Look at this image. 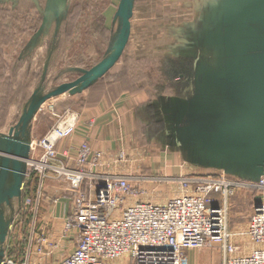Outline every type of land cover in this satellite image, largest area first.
<instances>
[{
	"label": "rangeland",
	"instance_id": "374dc122",
	"mask_svg": "<svg viewBox=\"0 0 264 264\" xmlns=\"http://www.w3.org/2000/svg\"><path fill=\"white\" fill-rule=\"evenodd\" d=\"M9 1L12 2L14 0ZM233 1L191 0L193 4V7L190 8L191 11L189 13H187L189 9L185 11L186 16L191 13L192 17L191 37L193 51L196 52L197 48L198 50L201 49V46L197 45V38H199L200 34H205V36L210 34L211 41L214 36L213 33L217 32L222 35L224 69L232 61V50L227 39L232 36L233 31L228 23L227 14ZM21 2V5H16L14 11H11L10 5H7L10 10L9 16L7 9L0 8V53H3V57H0V86L2 88L1 91H5L9 96L0 98V133H6L10 126L18 122L34 93L41 97L61 84L73 82L87 70L104 62L108 57L107 55L112 51V49L108 50L112 41L109 40L110 32L105 27V11L111 5L110 0H21ZM180 3H182L181 0L168 1L166 11L169 19L171 16H176L175 12L181 11L177 9V7L181 8V5L179 6ZM2 7L5 6L2 5ZM201 9L205 10V14L202 17L198 14ZM107 16H109V13H107ZM216 23H218L217 31L215 30ZM143 51L146 50H142L140 53H143ZM162 59L149 55L137 56L134 41L130 40L112 68L88 87L75 94L60 93L50 97L41 105L31 122V140L43 138L60 122L65 113L77 114V129L83 108L88 105L91 106L101 99L109 101L119 93L122 94V92L127 95L144 94L147 100H154L159 87L164 85V82L171 83L175 79L178 84V82L183 80V74L179 72L178 66L176 73L170 70L173 69L177 62L173 64V62L167 61L168 58ZM174 59L177 60L178 58ZM199 61L198 57H192L193 70ZM195 72H192L191 84H196L194 83ZM9 85L10 89H8ZM147 106L149 104L144 102L142 106L144 108L141 109L142 113H147L149 109ZM141 116L144 117L143 115ZM145 123L157 127L156 131L155 128L154 132L152 131L153 139V137L156 138L161 133L165 122L149 120ZM90 126H92L91 123L86 124L87 128ZM136 133L140 135L136 137V140L143 145L141 147L144 149L147 146L142 151L143 156H149V153H153L155 150L163 151L167 155L175 149L171 147L172 145L157 144L154 142L155 139L149 141L146 136L148 133L146 125L144 130L138 129ZM84 141L89 143L88 139L85 138L81 140L75 139L74 134L73 137L59 141L57 150L62 152V154H58V157L61 160L63 159L70 167L77 166L71 147L84 143ZM61 143H64V147L60 149ZM90 146L92 147L91 144ZM65 150L67 152L63 154ZM123 159L128 162V155H125ZM182 164L184 163L181 162ZM102 167L101 170H103ZM168 169L169 165L166 169L167 171L161 174L165 175V173H168ZM152 170L150 168L139 170L134 175L135 179L132 180L130 178L131 190L127 198L139 193H147L154 196L155 194H164L163 196L165 197L167 192H163L164 190L175 191L178 187L180 189L183 188L181 181L182 177L186 178V176H178L179 178L164 177L154 175L151 172ZM53 177L54 174L49 178ZM38 178L39 174L34 171L25 180L21 204L14 216L5 256L7 258L15 257L17 261L21 260L27 251L32 228H34L31 242L33 246L40 247V252H34L28 264H63V260L70 252L72 245L76 243V234L74 231H70L65 236H58L61 241H64V243L59 245V242L52 241V238L47 237L45 230V232L41 233L42 229L37 226L40 220L38 208L42 204L44 188L35 213V200L39 189ZM261 178L264 177L256 180L253 179V176L245 178L226 177L230 181L240 183L239 185L231 186L232 192L227 196L226 230L231 234L228 242L237 244L239 247L235 254H246L250 247L253 248V245L257 244L244 232L255 205L261 202L264 203L263 195L260 192V190L262 192L264 190L257 186ZM31 180L32 182H30ZM84 180L79 190L81 194H85L89 178ZM54 184L60 188L62 187L64 193L60 194L59 192L60 195L58 193L54 195L53 193L51 201L53 202L54 200L55 202L63 197L69 200L70 205L73 206L72 193L68 186L57 181H54ZM255 191L258 192L263 200L261 198V201H254ZM218 194L222 201L224 199L223 193L218 192ZM213 200L212 195H210L209 201L212 202ZM41 234L44 235L43 241L39 240L38 235ZM19 245L24 247L23 254H17L16 252ZM12 246L14 251L10 254L9 249ZM223 249L222 243L211 241L201 249L187 250L186 256L189 264H192L190 253L195 254V261L198 264H219L225 257ZM126 260L127 257L122 256L111 261L110 264H124Z\"/></svg>",
	"mask_w": 264,
	"mask_h": 264
},
{
	"label": "crops",
	"instance_id": "0c3cea01",
	"mask_svg": "<svg viewBox=\"0 0 264 264\" xmlns=\"http://www.w3.org/2000/svg\"><path fill=\"white\" fill-rule=\"evenodd\" d=\"M110 1V7L105 11V27L109 30V40L112 41L108 50L112 49L113 43L118 38L121 25V20L118 16L120 0ZM168 1L133 0L129 19L130 34L128 42L130 40L134 41L137 56L149 55L159 59L168 58L167 61L173 62V64L177 62L173 69L170 70L176 73L178 66L179 72L183 74V80L178 82V84L175 79L171 83L164 82V85L161 84L162 86L159 87L154 100H147L144 94L127 95L122 92V94L119 93L109 101L101 99L91 106L88 105L82 109L79 126L74 133L75 139H88L93 148L103 153V172L127 175L132 180L135 179L134 175L139 170L147 168L153 169L151 172L154 175L164 177L224 175L225 177L238 178L253 176L255 180L263 177L254 165L234 162L222 154L212 152L194 135L190 118L193 114L200 113V106H202L201 104L205 99L215 95L214 84H216V77L223 70L222 35L217 32L213 33L214 36L211 41L210 34L208 36L200 34L199 38H197V45L201 46V49L198 50L197 48L196 52L193 51L191 37L192 17L191 13L186 16L185 12L186 9H189L187 12L189 13L193 4L191 0H181L182 3L179 4L181 8L177 7L181 11L175 12L176 16H171L169 19L166 11ZM21 3V0L12 2L0 0V8L7 9L9 16L10 10L7 5H10L11 11H14L16 5H21ZM2 5L5 7H2ZM107 13H109V16H107ZM198 14L202 17L205 14V10H199ZM215 30H218V23H216ZM141 47L143 48L142 50L146 51L140 53L142 51ZM1 56L3 57V53H0ZM193 56L200 59L194 70ZM174 58L178 59L175 60ZM193 71H196L194 74V83L196 84H191L192 80L190 81L193 77ZM1 89L0 86V98L9 97ZM8 89H10V85ZM197 99L199 103H197ZM144 102L149 104L147 113L141 112V109L144 108L142 107ZM149 120L165 122L161 133L156 138L153 137V139H155L154 142L160 145H172L171 147L175 148L172 152L165 155L163 151L155 150V152L149 153V156H143L142 151L147 146L143 149L141 147L143 145L137 142L136 137L140 135L136 132L138 129L144 130L146 125L148 129L146 136L149 141L153 140L152 131L154 132V128L156 131L157 127L145 123ZM87 123H91L92 126L87 128ZM63 147L64 143H61L60 149ZM121 152L124 155H128V162L120 159ZM181 162L185 166H182ZM168 165V173L162 175L161 173L167 171ZM181 166L182 168H180ZM54 181L57 180L47 178L45 181L42 204L38 208L40 220L37 226L42 229L41 233L46 231L47 237L52 238V241L59 242L58 244L61 245L64 241H61L58 236H62L63 221L71 212L72 206L70 201L63 197L55 202L54 200L53 202L51 201L53 193L54 195L59 194V192L60 194L64 193L62 187L60 188L54 184ZM163 192H167L165 197L163 196L164 194H155V196L147 193L135 194L127 198L126 203L131 204L138 200L164 203L183 194H191L193 190L186 192L183 188L180 189L178 187L175 191L164 190ZM260 192L264 198V192L261 190ZM210 195L214 199L211 205L218 206L222 204L218 193L212 192ZM254 197L255 202L261 201L262 197L258 192L255 191ZM251 215L249 216V221ZM263 247L264 244H255L253 248L250 247L246 254H249L254 248ZM189 256L192 264H198L195 261L194 253H190Z\"/></svg>",
	"mask_w": 264,
	"mask_h": 264
},
{
	"label": "built area",
	"instance_id": "2783aa9c",
	"mask_svg": "<svg viewBox=\"0 0 264 264\" xmlns=\"http://www.w3.org/2000/svg\"><path fill=\"white\" fill-rule=\"evenodd\" d=\"M76 124L77 114L65 113L43 138L31 140L29 157L25 160L23 189L31 173L39 174L35 213L44 182L53 174L72 193L73 206L63 221L62 236L74 231L76 243L63 264H110L122 256L127 257L124 264H189L186 251L201 249L211 241L224 247L225 257L219 264H264V247L249 254H235L238 245L228 242L231 234L226 230L227 196L232 192L231 186L239 182L224 176L186 177L181 184L186 192L192 189L191 194L161 204L146 201L128 204L130 177L100 170L104 164L100 150L86 141L73 145L71 151L77 163L74 167L58 157L62 154L57 150L58 142L73 137ZM119 157L124 160V153ZM85 178H89L88 186L85 194H81ZM257 186L264 190V178ZM212 192L223 193L221 205H211ZM244 234L254 243L264 244L263 202L255 205ZM33 235L34 228L21 260L5 256L3 264H28L31 255L40 252V247L31 242ZM38 236L40 241L44 240L43 234Z\"/></svg>",
	"mask_w": 264,
	"mask_h": 264
},
{
	"label": "water",
	"instance_id": "95a60500",
	"mask_svg": "<svg viewBox=\"0 0 264 264\" xmlns=\"http://www.w3.org/2000/svg\"><path fill=\"white\" fill-rule=\"evenodd\" d=\"M132 2L120 0L119 35L104 62L44 96L34 93L18 122L0 133V264L21 204L34 115L50 97L79 93L112 68L129 39ZM227 18L233 31L227 39L232 61L216 77V96L202 102L190 124L208 150L234 162L252 164L264 177V0H234Z\"/></svg>",
	"mask_w": 264,
	"mask_h": 264
},
{
	"label": "trees",
	"instance_id": "16d2710c",
	"mask_svg": "<svg viewBox=\"0 0 264 264\" xmlns=\"http://www.w3.org/2000/svg\"><path fill=\"white\" fill-rule=\"evenodd\" d=\"M30 182H32V180H31ZM13 251H14V248H13V246H12V247L9 249L10 254H12ZM16 252H17V254H18V253H19V254H23V253H24V247H23V246L20 247V245H19V248H17ZM16 252H15V253H16ZM21 256H22V255H21Z\"/></svg>",
	"mask_w": 264,
	"mask_h": 264
}]
</instances>
